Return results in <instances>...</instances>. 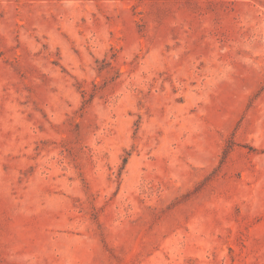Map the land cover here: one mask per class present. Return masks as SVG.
<instances>
[{
    "label": "rangeland",
    "instance_id": "374dc122",
    "mask_svg": "<svg viewBox=\"0 0 264 264\" xmlns=\"http://www.w3.org/2000/svg\"><path fill=\"white\" fill-rule=\"evenodd\" d=\"M0 264H264V0H0Z\"/></svg>",
    "mask_w": 264,
    "mask_h": 264
}]
</instances>
